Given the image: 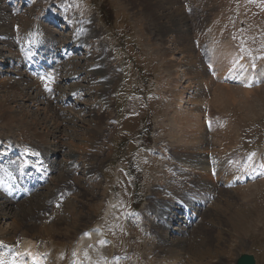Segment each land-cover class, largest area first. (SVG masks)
<instances>
[{
	"label": "rangeland",
	"instance_id": "1",
	"mask_svg": "<svg viewBox=\"0 0 264 264\" xmlns=\"http://www.w3.org/2000/svg\"><path fill=\"white\" fill-rule=\"evenodd\" d=\"M14 1L17 10L23 5L18 13L6 10L5 6L0 5V132L10 137L13 134L24 140L28 139L29 142L33 139L44 141L48 143V147L52 146L54 149L46 150L53 152L65 145L60 152L64 170L59 163L56 166L59 172L53 177V180L60 178L61 181H52L48 188L50 191L54 183L60 184L63 180L75 178L78 191L69 200L63 212L58 213L57 218L51 222L43 223L44 225L29 218L35 215L40 209L38 207L44 203V191L35 197L32 196L35 199L18 204L20 207L17 208L0 202L5 205H0V231L5 238L12 239L18 232L20 235H27L28 225L34 230L30 234L51 245L55 243L62 248L72 245L76 239L74 231L80 227L87 228L98 218L103 205L102 199L108 191L105 179H97L95 176L92 181L89 180V167L91 164L94 167L92 172L102 171L107 162L114 160L120 140L130 142L125 148L139 160L137 171L145 174L144 183H140L138 187L140 192L149 193L155 181L169 182L170 179L166 176L159 175L165 169L163 160L148 157L145 159L141 154H136L139 150L137 139L141 136L138 130L143 127V137L152 142L167 143L172 153L175 151L174 156L178 155V160L200 164V167L190 168L188 174H195L200 181L207 180L208 186L218 195L216 202L205 212L203 220L188 237L185 248L187 252L178 264H234L240 252L251 253L255 255L257 264H264V178L232 189L224 188L220 181L235 176L240 169L221 163L218 172L221 176L215 181L205 160L210 153L217 162H227L232 159V153L238 148L243 151L258 150L259 148L255 147L258 143H263L261 151L264 153V80L262 84L254 85L251 81L254 77L247 72L244 65L246 61L253 65L261 63L264 66L262 0H240V5L236 4V0H66L71 8L67 13L60 15L63 18H73L74 21L62 34L57 35L47 28L45 34L51 39L56 37L65 43L70 39L78 45L84 43L87 36H91L88 44L81 46L78 51V60L71 61L61 68L66 79L76 75V80L68 83H72L74 89L81 90V104L94 103L99 107V98L111 95L117 83L113 76L115 81L111 85L109 79L103 81L106 86L100 81V78L111 70L118 71L116 62L108 50L105 25L100 15L106 13L107 21L116 29L113 33V45L121 40L120 34L129 40L126 41L125 52L134 58V67L130 70L128 82L124 87L127 97L124 109L127 117L120 131L117 128H109L108 118L114 114L111 108L99 109V113H94L93 117L89 115L91 110L82 111L84 106H81V110L69 109L67 116L59 115L51 105L44 103V99L39 98V92L33 87L35 83L11 75V72L17 76L20 74L10 68L8 58L12 62L10 58L18 56L16 49L22 34L27 33L34 20L38 19V15H42L45 8L54 2ZM90 3L97 4V11L90 10ZM151 3L156 4V7ZM4 17L7 22H4ZM78 18L87 20L90 24L88 28L96 30L97 37H92L96 35L94 31L85 36L72 35ZM254 31H257L261 38L255 46L245 43ZM10 35L11 40L2 38ZM233 45L238 48V54L243 56H237ZM204 46L205 53H201L200 48ZM82 52L83 55L80 56ZM99 60L104 61V67L100 65ZM232 75L235 77L233 81L229 80L233 78ZM132 88L138 89L137 91H154L151 92L152 97L146 99L144 95L139 99L134 96ZM177 98L185 100L186 104L181 108L183 116L194 113L199 115L203 131L200 130V125L196 126V131L197 134L204 135H200L202 138L198 136L196 142L188 138L187 143L180 147V141L172 142L171 135L177 130L171 129L170 122L173 112L171 104ZM176 119L178 120L177 117ZM211 123L214 128L210 127ZM102 129L106 132L105 135L112 136L110 142L104 143ZM40 134H47L46 138H38ZM98 141L103 143L101 147H97ZM92 146L95 148L91 150L89 147ZM80 150L82 153L86 152L85 154L91 150L93 154L90 159L83 160L81 169L75 168L79 173L78 176L74 174L72 177L69 169L73 168L69 166L73 164L67 161L65 153ZM71 157L77 158L76 155ZM193 157L194 161L191 160ZM178 160L174 159L172 163H177ZM243 166L244 163L241 162L240 167ZM188 174L180 175L185 176L183 183H176V178L173 183L176 186L187 185ZM150 175H155L154 181L149 178ZM132 189H135V184ZM124 195L126 193L117 194L119 197ZM128 197L131 199L130 194ZM32 210L35 212L30 214ZM49 231L55 233L50 234ZM179 249L184 253L181 247ZM175 253L173 251V254ZM155 260L152 259L149 264H157Z\"/></svg>",
	"mask_w": 264,
	"mask_h": 264
},
{
	"label": "bare ground",
	"instance_id": "2",
	"mask_svg": "<svg viewBox=\"0 0 264 264\" xmlns=\"http://www.w3.org/2000/svg\"><path fill=\"white\" fill-rule=\"evenodd\" d=\"M154 0H152V2H153ZM143 2V1H142ZM151 5L152 6H154V7H156V4H153V3H151ZM4 16H6V15H4ZM0 18H1V16H0ZM153 18L154 19H156L155 18V16H153ZM4 22H7L6 20V18L4 17ZM48 29V28H47ZM48 30H51L52 31V29H48ZM89 33H91L90 31H88L87 33H86V35H88ZM181 34V33H180ZM85 36V35H84ZM47 37L49 38V39H51L48 35H47ZM88 38H87V40L91 37L90 35L89 36H87ZM13 47V46H12ZM11 48V47H10ZM228 48V47H227ZM168 50H169V48H167ZM10 50H13V49H10ZM171 51V50H170ZM13 52V51H12ZM11 52V53H12ZM174 53V52H173ZM4 57V56H3ZM2 57V58H3ZM9 57H11V56H9ZM172 59H174V58H172ZM3 61V60H2ZM174 62V61H173ZM171 65H174L173 63H171ZM171 67V66H170ZM114 69V68H113ZM115 70V69H114ZM19 73V72H18ZM98 74V73H97ZM102 75V74H101ZM109 81H110V84L109 85H111L112 84V82L113 81H115V79H113V78H111V79H109ZM177 81V80H176ZM178 82V81H177ZM179 82H180V80H179ZM102 83H104V82H102ZM105 84V83H104ZM180 85H181V83H180ZM105 86H106V84H105ZM104 86V87H105ZM26 89V88H25ZM105 89V88H104ZM108 88H106L105 90H107ZM104 94H106V93H104ZM186 103H185V100L184 99H181V98H177V100H175L174 102H172V104H171V106H172V116L170 117L169 116V114H168V116L171 118V120H170V122H171V129H173L174 131L175 130H177L176 132H172L173 134L171 135V137L173 138L172 139V142H179L180 141V145H178L179 147L180 146H182V145H184V144H186L187 143V140L186 139H190L192 142H196V140H197V137L198 136H200V135H202V136H204L202 133L201 134H197L198 132L196 131V126L197 125H200L201 124V118L199 117V115H197V114H186L185 116H183L182 114H181V108L185 105ZM182 111H183V109H182ZM187 113V112H186ZM91 115V114H90ZM92 117H93V115H91ZM168 117V118H169ZM176 117L178 118V120L176 119ZM218 117V116H217ZM178 122H180L181 124H178ZM202 126H203V124H202ZM201 125H200V127L202 128V129H200L201 131H203V127H202ZM197 127H199V126H197ZM207 127V126H206ZM104 128V127H103ZM103 130V129H102ZM53 131V130H52ZM218 131V130H217ZM204 132H205V128H204ZM186 133H188L187 135H186ZM48 134V133H47ZM46 134V135H47ZM13 135V134H12ZM18 135V134H17ZM45 134H40V136L38 137V138H40V139H42V140H44L46 137ZM180 135V136H179ZM188 136H190V137H188ZM45 137V138H44ZM185 137H187V138H185ZM199 138V137H198ZM200 138H202L201 136H200ZM39 142H41V143H43L42 145H41V147H43L44 149H45V151H46V153L48 154V155H50L51 157H53V158H57L58 157V152H59V154H60V152H62V149H63V147H65V145H63V147H61V148H59V150H57V149H55L56 150V152H53L54 151V149L52 148V146L51 147H48L47 146V144L44 142V141H40L39 140ZM171 142V143H172ZM189 142V141H188ZM173 144V143H172ZM72 147H74L73 145H71ZM177 146V148H179ZM207 146V145H206ZM46 148H51L53 151H51V150H46ZM74 148H76V147H74ZM183 148H184V146H183ZM82 149H83V147H82ZM81 149V150H82ZM77 150V149H76ZM81 150L80 151H74V152H70V153H65L66 155H65V157H67V161L68 162H70V164H73L72 162H71V160H75V161H77V162H79V160L82 158V157H85V158H87V154H85V155H82L81 153H78V152H81ZM222 150V149H221ZM52 153H54L55 155H53ZM71 154H73V155H71ZM74 155H76L77 156V158L75 157H71V156H74ZM73 158V159H72ZM183 158V157H182ZM186 158V157H185ZM69 159V160H68ZM184 159V158H183ZM192 161H194V157H193V159H191ZM203 163V162H202ZM206 164H208L207 162H206ZM183 165H185V166H188L189 168H192L193 166H197V167H200L201 165L200 164H198L197 162H191V161H189V160H184L183 161ZM182 165V166H183ZM203 166V165H202ZM206 166V165H205ZM184 167V166H183ZM208 167V166H207ZM205 169H206V167H205ZM208 170V169H207ZM69 172H70V170H69ZM71 174V173H70ZM52 180H53V178H52ZM59 180V181H58ZM54 182H60L61 180H60V178H58V179H56V180H53ZM63 181H65V180H63ZM62 181V182H63ZM60 185L61 184H57V183H54V186H53V188L51 189V192H50V194L48 193V191H49V188H48V190H47V192H45V194L44 195H50V196H53V195H55L56 193L54 192V189L55 188H57V187H60ZM155 193H160L159 191H154ZM6 204H8L7 202H5ZM4 203V204H5ZM68 203H69V201H68ZM67 203V204H68ZM35 204V203H34ZM8 205H10V204H8ZM42 206L41 207H38V208H45V205L44 204H41ZM2 206H5V205H2ZM1 208V207H0ZM37 208V209H38ZM5 212H6V209H5ZM35 211L34 210H32L31 212H30V214H32V213H34ZM6 214V213H5ZM29 214V215H30ZM7 216V215H6ZM1 217V216H0ZM32 217V215L29 217V218H31ZM33 225H35V224H33ZM53 224H50V226H52ZM28 227V234L26 235V236H32V234H30V233H32L34 230H32L33 228H31L30 226H28V225H26V228ZM37 227V226H36ZM37 232H39V230H37V229H35ZM82 230H84L83 228H77L74 232V234H76V235H78L79 233H80V238L81 237H83V236H81V234H82ZM10 232V231H9ZM50 232V234H51V232L54 234L55 232L54 231H49ZM8 233V232H7ZM10 234V233H9ZM75 235V236H76ZM0 236L1 237H3V238H5V236H4V234L2 233V231H0ZM6 239V238H5ZM178 238H174L170 243H168V244H165L164 245V249L162 250V252H163V255H162V259L163 260H166L167 262H169L168 264H178V263H180L183 259L182 258H184L185 256L183 255V254H185L187 251H186V246H187V243L188 242H186V241H184L183 239H180V240H177ZM179 247H181L183 250H184V253H181V250L179 249ZM173 251H175L176 253L175 254H173ZM241 253V252H240ZM240 253H238L237 254V256H236V259H235V262H236V260H237V258L239 257V255H240ZM80 254H82V257H83V253H82V250L80 251ZM95 257H96V254L94 253V251H93V253H92ZM176 256V257H175ZM174 257V258H173ZM58 259H60V257H58ZM98 259V258H97ZM91 264H93V263H91Z\"/></svg>",
	"mask_w": 264,
	"mask_h": 264
},
{
	"label": "water",
	"instance_id": "3",
	"mask_svg": "<svg viewBox=\"0 0 264 264\" xmlns=\"http://www.w3.org/2000/svg\"><path fill=\"white\" fill-rule=\"evenodd\" d=\"M238 264H255L254 257L249 254H243L239 260Z\"/></svg>",
	"mask_w": 264,
	"mask_h": 264
}]
</instances>
